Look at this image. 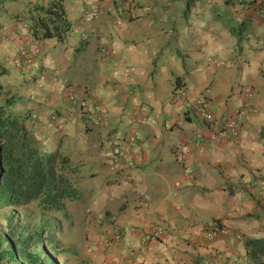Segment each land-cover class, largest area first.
Returning <instances> with one entry per match:
<instances>
[{
	"label": "crops",
	"instance_id": "1",
	"mask_svg": "<svg viewBox=\"0 0 264 264\" xmlns=\"http://www.w3.org/2000/svg\"><path fill=\"white\" fill-rule=\"evenodd\" d=\"M47 1L0 0V86L35 118L45 150L61 145L78 195L63 205L77 233L98 248L104 227H119L95 264H255L243 240L264 236V214L250 215L245 191L232 188L264 178V20L256 14L264 0H63L65 39L32 40L27 8ZM23 44L39 54L15 69ZM175 82L185 92L176 104ZM243 86L252 113L239 110ZM200 98L218 120L238 112L236 139L208 137L188 109ZM136 112L143 120L130 126ZM129 134L140 150L119 170L111 154L129 150ZM155 224L164 234L142 245L141 232ZM214 225L225 235L207 243Z\"/></svg>",
	"mask_w": 264,
	"mask_h": 264
},
{
	"label": "trees",
	"instance_id": "2",
	"mask_svg": "<svg viewBox=\"0 0 264 264\" xmlns=\"http://www.w3.org/2000/svg\"><path fill=\"white\" fill-rule=\"evenodd\" d=\"M63 0L34 3L27 8L28 35L32 40L62 42L70 30ZM177 80V79H176ZM175 88L182 87L177 82ZM0 211L35 203L42 213H60L63 201L78 199L66 177L68 160L58 148L45 150L26 129L25 119L10 107L17 100L0 86ZM19 225L0 234V264H56L45 248L58 227L43 223L39 231L22 232ZM40 247L34 250V247ZM243 247L255 264H264V236L246 238ZM55 249V248H54ZM57 250V249H55Z\"/></svg>",
	"mask_w": 264,
	"mask_h": 264
},
{
	"label": "rangeland",
	"instance_id": "3",
	"mask_svg": "<svg viewBox=\"0 0 264 264\" xmlns=\"http://www.w3.org/2000/svg\"><path fill=\"white\" fill-rule=\"evenodd\" d=\"M0 84L2 85V87L4 86V83H2V81H0ZM3 99L4 96H1L0 105L3 104ZM83 103L85 104L84 101ZM10 109L15 116L25 119L24 125L26 129H28V131L36 138L37 131H33L32 128L34 126L33 122H31L34 121L35 118H33L30 114L27 115L26 113H24V110L21 109L18 104H13ZM54 148H58V150L62 149L61 145L57 147L55 146ZM239 180V183L233 184V194H236L240 189H243L245 192H242V200L246 204V206L249 205V209L251 212L250 215L257 213L256 215H260L262 217L264 214V178L256 174V176L248 178L245 184H242V179ZM84 201L85 200L83 198V202ZM68 202L69 201H63V204L67 205ZM83 202L82 204H84L85 206V203ZM78 210H81V208ZM69 211L70 209H68V212ZM64 213L67 214L66 207L64 208ZM43 223H48L51 228L56 226L60 228L61 226V228H58L57 231L51 236V241L48 242L46 240L45 242V248L56 264H95L94 258L100 255L96 243L93 246L89 245L86 242V239L82 238L80 233H77V230H80L81 227L79 220H76V215L74 217L72 212H69L68 219L67 216L63 218L60 213H42L35 206V203H30L26 206L16 209H4L0 211V234L6 233L8 227H13L14 225L23 227L20 230L22 232L39 231ZM106 227H104V232L107 229ZM250 228L256 229L257 226H250ZM76 234H79L80 237H78V235ZM54 248L57 250H55ZM39 249L40 247H34V250Z\"/></svg>",
	"mask_w": 264,
	"mask_h": 264
},
{
	"label": "built area",
	"instance_id": "4",
	"mask_svg": "<svg viewBox=\"0 0 264 264\" xmlns=\"http://www.w3.org/2000/svg\"><path fill=\"white\" fill-rule=\"evenodd\" d=\"M238 3H246L248 0H235ZM95 11L91 12V15H94ZM257 16L264 20V2H260L256 9ZM103 51V50H102ZM39 54V48L36 46L30 45H21L17 48L16 54L12 59V67L15 69L29 67L33 64L35 57ZM239 94L241 96V105L239 110L245 111L247 113L252 112L251 106V96L252 92L251 89L247 86L240 87ZM68 98L70 101L73 100V96L68 93ZM185 98V92L183 87L176 88L172 91L170 101L174 104L180 103ZM85 105L93 107V101L90 98H85L84 100ZM203 99L195 100L190 106L189 110L191 113L198 118L202 123L205 124L206 128L209 132V138L211 140H218L221 138L225 139H236L239 136L240 131V120L238 118V112L231 114L229 117H225L224 119H217L215 118L212 113L206 108ZM56 116H53L51 120H55ZM143 120V116L136 112L134 115L131 116L129 119L130 126H135L141 123ZM95 121L99 122L100 117L96 116ZM125 148H129L128 151L123 150L121 148H115L111 154V164L116 166L119 170L124 169L128 166L133 159L134 153H137L140 150V147L135 140L134 136L129 134L124 139ZM132 151V152H131ZM183 152L181 153L180 161L183 160ZM124 180L127 182L130 180V176L124 175ZM106 232L102 238L98 242L99 251L102 252L104 249L112 244L119 241L121 232L119 227L115 224L111 223L107 225ZM165 232V227L162 225H152L149 226L147 229L141 232L139 241L143 245L148 241L151 240H158ZM225 235V229L221 225H214L212 228L206 230L204 232V240L209 243L213 242L216 239ZM214 261L209 262L208 264H214Z\"/></svg>",
	"mask_w": 264,
	"mask_h": 264
}]
</instances>
